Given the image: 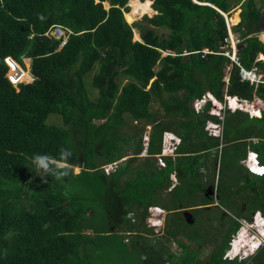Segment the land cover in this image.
I'll use <instances>...</instances> for the list:
<instances>
[{
    "label": "trees",
    "instance_id": "trees-1",
    "mask_svg": "<svg viewBox=\"0 0 264 264\" xmlns=\"http://www.w3.org/2000/svg\"><path fill=\"white\" fill-rule=\"evenodd\" d=\"M104 1L0 0V264H92L93 247L103 236L123 231L138 237L128 253L140 249L141 264H264V245L248 259L224 258L239 221L204 260L200 248L178 238L180 233L202 242V236L187 232L181 208L212 184L200 167L221 144V159L230 149L237 166L236 189L227 184L225 199L249 189L256 199L251 212L264 214V175H252L238 164L248 145L264 164V110L252 117L228 109L220 119L210 113L211 100L199 111L191 105L207 92L222 103L226 95L264 101V82L251 83L241 75V68H256L264 76V42L256 35L264 0H152L157 13L132 24L124 15L129 0H109L108 9ZM238 6L240 21L231 29L242 39L239 64L222 48L229 29L221 13L230 17ZM55 25L71 31L64 46L48 32ZM135 28L140 40L134 38ZM259 54L263 59L257 60ZM8 56L22 65L31 58L33 79L19 89L7 76ZM14 68L13 77L21 73ZM90 73L96 96L89 92ZM53 114L61 124L49 123ZM208 121L222 123V134H210ZM132 125L133 132L125 130ZM147 126L149 143L146 155H140ZM165 131L182 141L176 156H167L161 167L155 154L161 152ZM61 146L72 153L68 176L56 180L33 169L35 154L59 160ZM124 157L110 173L102 168ZM76 166L81 167L78 175L71 172ZM173 173L178 183L170 190ZM223 189L219 177L218 190ZM165 191L169 204L163 202ZM151 205L179 215L175 225L167 224L165 238L177 242L180 252L160 239L155 245L146 242L143 232L150 230L144 221ZM101 210L108 224L104 234L85 233L89 219ZM133 210L137 222L127 218ZM251 212L244 217L251 219ZM256 223L263 224L259 216ZM249 235L248 245L258 247L259 238ZM242 246L234 244L232 254Z\"/></svg>",
    "mask_w": 264,
    "mask_h": 264
},
{
    "label": "rangeland",
    "instance_id": "rangeland-1",
    "mask_svg": "<svg viewBox=\"0 0 264 264\" xmlns=\"http://www.w3.org/2000/svg\"><path fill=\"white\" fill-rule=\"evenodd\" d=\"M105 6L108 7L109 4L107 3V4H105ZM240 11H241V9L238 6L236 8V10L233 12V15L231 17H229V21L231 22L232 25L234 23L239 22L240 16H239V20L237 22H234L233 19L235 18L236 13L239 14ZM127 13L128 12H125L126 19L128 22L132 23V22L136 21L137 18H138L137 20H140V19H142L143 15L151 14L152 12H150V13L145 12L143 14H138V15H131V13H130L128 17H127ZM263 33H264V8L261 11V16H260V20H259V30L256 33V35L260 39L264 40V37H262ZM136 35H137V37H136ZM134 37L139 38V31L136 28H135V32H134ZM241 41H242V39L239 38L238 33L232 32V34H229V37L226 39V44L224 46H222L223 50L226 51L225 54L233 56V57L236 54V56L238 57L237 51L242 46V45L239 46V44L242 43ZM163 54L165 55V54H167V52H164ZM259 57L261 59H263L262 54H260L257 57V60L259 59ZM19 64L21 65V67L25 71L22 80L19 82L22 83V82L32 81L33 78H32L31 71H30L31 58H25L24 59V65H22L21 63H19ZM10 69H11V65L8 64L7 76H10L9 75ZM14 69L17 70L16 68H14ZM92 74L93 73L89 74L87 84L89 87L90 94L92 96H96L97 90L93 89L92 85H91ZM241 75H242V73H241ZM242 77H244V76L242 75ZM258 77L263 78L264 76H263V74L262 75L258 74ZM245 78H250V77H245ZM225 80L227 82L228 74H227ZM19 82H17L16 85H14L18 89H19V84H20ZM227 98L228 97H225L226 103H220L219 101L216 102L214 100L216 105H213L211 107L210 113H212V112L213 113H219L221 118L224 117L225 110H228V108H231V107H235V105H234L235 103H233L231 101H230L231 107L229 105H228V107L226 106L227 102H228ZM206 100H207L206 97H204L203 99H197L196 98L192 101L191 105L195 106L196 111L201 110L202 108H204V106L206 104ZM154 107L156 108V107H158V105L156 104V105H154ZM259 107L262 108V104H260V102L258 103V101L257 102L254 101L252 103V106L250 104L248 105V108H251V109H248L246 106L245 110H251V112L259 114V110H260ZM231 109H233V108H231ZM48 121L51 124H61L62 123L60 116L55 115V114L50 115L48 118ZM135 122L136 121H134V123ZM135 124H137V122ZM208 125L210 126V129H211L210 132L211 133L217 132L220 129V127H218L217 123L209 122ZM212 126H215V127H212ZM126 129L129 130L130 132L131 131L133 132L134 131V125H132L130 128L129 127L125 128V130ZM148 129H149V127H148ZM165 145H167V146L170 145L169 143L166 142V138H165ZM225 151L227 152V156L224 157L223 159H220V154H221L220 147L218 149V152L220 154H218L217 157L215 155V154H217V152L212 151V156L205 158L207 163L209 164L208 165L209 168L204 169L202 171L206 175V177H205L206 179L212 180L211 181L212 184H207V186L213 185V192H212V194L214 195L213 201H214V203H216V201H218V205L216 207L206 206L204 208H199V209H195V210H193V208H189V211L193 215V221H192V223H188L189 226L187 227L188 228L187 232L191 235L192 234L195 235L196 237L202 236L201 241L203 243L199 242L197 240L191 239L189 237L187 238L186 236H184L180 233L178 234V238L182 239L186 244H188L192 247H195V248H200V250H201L200 251V258L202 260H204L208 256H210V254L212 253V251L215 249L216 246H219L223 243V240L228 236L230 229L234 225V217H236L235 218L236 221L239 220V222L242 225L241 229L244 230V232H245V234L243 233V235L245 236L244 239L246 240V242L242 244L243 246H242V249L240 250L241 252L243 250L246 251L249 249L251 250V252L253 251V249H251V247L247 243L248 241L250 242L252 240V239H250L249 233L252 236L254 235V236L258 237L259 238L258 240H261L260 228L263 227V224L257 225L256 222H254L255 219H253V218L247 219V222H246L244 217L237 216L238 211L242 212L241 211V205H240V204H242V202H245L244 204H247V206L245 207V209H247V210L250 209V207L253 205V203L255 204L256 199L253 197L251 198V196H253V193L249 189L241 191L239 194L237 192H235V193L232 192L233 193L232 198H228L229 201H227L225 199L229 195V191H228V189H226L227 184H229L231 188L233 187L236 189L235 186L237 183V182L233 183L235 181L234 171H235V167H237V166L233 165V158L230 155L232 152L230 151V149H226ZM143 153H145V152H143ZM143 153L140 155H146V153L145 154H143ZM263 156H264V153H263ZM118 163H120V161H118ZM218 163H219V167H218V170L216 173L215 165L217 166ZM242 163L246 164V163H244V159L240 160L238 164L242 165ZM113 166H115V164H113ZM231 168H234V169L231 170ZM75 170L80 172L81 167L76 166ZM244 174H247L246 169L244 171ZM219 177H220L221 182L224 183L225 190L224 189L222 190L223 193L221 192V190L220 191L218 190V185H219L218 178ZM250 177L252 179H254V176H250ZM175 181L177 182V178ZM207 189H208V187H207ZM208 192H211V190L208 189ZM218 192H220V194ZM205 193H206V188L203 191L197 192L195 195H193L192 199L190 200V203H196L198 201H204L206 199ZM218 194H219V199H217ZM169 195H170L169 192L165 191V193H164L165 199L163 200V202H167V204H169V202L172 199L169 197ZM223 197H224V199H223ZM183 200H185V199H183ZM186 203H189V201ZM184 209H188V208H184ZM226 210L228 211L229 215L226 214L227 213ZM171 211H173V210H171ZM171 211L168 213V211L166 210V212H167L166 213V221L164 223L163 229L160 230V233L159 232L157 233L153 230H150V232L144 231L143 234L147 237V240H146L147 243L149 242L150 244L155 245V241L160 239L165 243V246L169 250L175 251V252H180L181 246L178 245L177 242H175V241L173 242V240L168 241L167 238H165V230L167 228V224L171 223L172 225H175L176 219L179 216V215H177V213H175V211L174 212H171ZM129 213H132V215L129 216ZM129 213L127 215V218L130 219L132 222H137V221H135V219H137L136 214H135V210L130 211ZM232 215H234V216L231 217ZM133 218H134V220H133ZM181 218H183V220H186L183 213L181 214ZM251 222H252V224H249ZM145 224H146V222H145ZM88 225H89V227L86 230H84L85 233H87V234H91V235L94 234L95 235L96 233H103L104 231H106L108 224H107V221L105 219V215L102 212V210L98 211L96 213V215L93 216V218L89 219ZM172 225H170V226H172ZM238 233L239 232L236 231L234 233V235H231L230 241L234 237H237ZM130 234H127L126 231H123V232H112L108 235L103 236V239L101 240L100 244L97 247H93V257H92L93 263L92 264H141L140 263V257H141L142 252L140 249L137 248L135 252L128 253V251L133 250L131 247V244H130L131 241L134 238L137 241H139L138 237H134V236H136V235H134L135 233H130ZM240 234L241 233H239V235ZM98 235H100V234H98ZM126 239H129V240L126 241ZM238 239L239 238H236V240H238ZM234 254H232V255H234Z\"/></svg>",
    "mask_w": 264,
    "mask_h": 264
},
{
    "label": "clouds",
    "instance_id": "clouds-1",
    "mask_svg": "<svg viewBox=\"0 0 264 264\" xmlns=\"http://www.w3.org/2000/svg\"><path fill=\"white\" fill-rule=\"evenodd\" d=\"M224 16H225V19H226V22H227V25H228V29H229V34H232V29H231V27L233 26V25H235V24H231V22L229 21V16H228V14L227 13H222ZM232 16V15H231ZM230 16V17H231ZM151 17V16H150ZM127 20V19H126ZM209 50V49H208ZM210 51V50H209ZM227 56H229L231 59H232V56H230V55H227ZM235 56H236V54H235ZM237 57V56H236ZM238 58V57H237ZM233 60V59H232ZM16 61V60H15ZM234 61V60H233ZM235 62V61H234ZM239 62V61H238ZM238 62H236L237 64H239ZM7 63V62H6ZM18 63V62H17ZM245 69V68H244ZM246 70V69H245ZM252 70V69H251ZM251 70H247V71H251ZM256 73H257V69H256V71H255ZM257 75H258V73H257ZM261 79H264V78H261ZM249 80V79H248ZM11 81V80H10ZM12 82V81H11ZM251 82V81H250ZM13 83V82H12ZM251 83H255V84H257V83H259V82H251ZM14 84V83H13ZM208 93H210V92H207V94L206 95H204L202 98H197V99H203L204 97H206L207 98V100H211L212 101V104L213 105H216V103H215V101H214V99L213 98H211V97H209V95H208ZM214 97V96H213ZM225 97H228L227 98V107H228V105L230 106L231 104H230V98L232 99V98H234L235 96H230V95H226ZM215 98V97H214ZM216 99V98H215ZM207 100H206V102H207ZM217 100V99H216ZM218 101V100H217ZM237 103H242V101L241 100H239V99H237V101H236ZM235 101L233 102V103H235L234 105H235V107H231V108H233V109H231V108H228L229 110H232V111H235V110H238V109H241V110H245L243 107H240L239 105H237V103H236ZM220 103H222V102H220ZM224 103H226V100H225V102ZM194 108H195V106H194ZM199 111V110H198ZM245 111H247L249 114H250V116H258V115H252L251 114V111H249V110H245ZM211 114H213V115H216V116H218L220 119H223L224 117H222L221 118V116H220V114L219 113H211ZM209 122H213V121H208L207 122V124H206V129L210 132V126L208 125V123ZM213 123H217L218 124V127H220V131H221V129L223 128V125H222V123H218V122H213ZM148 127H149V129H148ZM150 129H151V126H147V133L145 134V136H144V146H145V150H144V152L146 153V149H147V147H148V143H149V133H150ZM220 133V132H219ZM219 133H217V135L216 136H219L218 134ZM222 134V133H221ZM165 138H166V142L167 143H169L170 145L169 146H167V145H165ZM181 141H182V138L178 135V134H176L175 132H173V131H165L164 133H163V144H162V149H161V152L160 153H158V154H162V157H163V159L165 160V162H166V157L167 156H173V157H175L176 156V149H177V147H178V145L181 143ZM145 142H147V144L145 143ZM165 146V147H164ZM145 153H143V154H145ZM253 153H255V154H257V158H258V160L260 161V163H261V165H263L264 166V164L261 162V160H260V158H259V154H258V152L255 150V151H253ZM158 154H155V157H156V159H157V162H158ZM175 154V155H174ZM71 155H72V153H71V151L69 150V149H67V148H64L63 146H61L60 147V149H59V160H56V159H53V157H50V156H48V155H41V154H35L34 156H33V158H32V167H33V169L37 172V173H41V174H47V175H51V176H53L54 177V179H56V180H62L64 177H66V176H68L69 174H70V169H69V167H68V165H67V163H66V161H68V159L71 157ZM247 156L245 157V167L248 169V171H249V173L250 174H252V175H257V176H263L264 174H254V173H252L250 170H249V166L247 165V163L249 162V164H250V159H249V156H251V151H249L247 154H246ZM126 157H124V158H122L121 160H119L120 161V163L125 159ZM50 162L52 163V164H55V169H53L51 166H50ZM120 163H118V161L117 162H113V163H109V164H106V165H104L102 168L105 170V172L108 174V173H110L114 168H116L117 166H118V164H120ZM159 163V162H158ZM113 164H115V166H113ZM113 166L112 168H110L109 169V171L107 172L106 171V167L107 166ZM71 172H72V174H74V175H78L79 173H78V171L77 170H71ZM172 176H173V184L171 185V187H170V190L177 184V182H178V179H177V182L175 181L176 180V178H177V176H176V174L175 173H173L172 174ZM176 182V183H175ZM209 188L210 190H211V192L213 191V185H208V186H206L205 188ZM204 188V189H205ZM208 196V195H207ZM208 197H211V198H213L214 197V195L211 193L210 194V196H208ZM194 209H197V208H194ZM166 210L167 209H165V208H163L162 206H160V205H151V206H149L148 207V214L146 215V217H145V221L144 222H146V227L149 229V230H153V231H155V232H159L160 233V230L161 229H163V227H164V223H165V221H166ZM257 211H259V213H260V211L261 210H257ZM191 213V212H190ZM260 217V219H261V221L263 222V230H261L260 231V237H261V241H260V243H259V245H257L258 247L255 249V250H253L249 255L248 254H246L245 253V251L243 250L242 252L240 251V252H237V253H235L234 255H232V253H233V243L236 241V238L238 237V235H239V233L241 232V228H242V225L240 226V228L237 230V232H239L238 233V235H237V237H234L231 241H230V248L228 249V251H226V256L224 257V258H229V259H238L239 261L240 260H244V259H248V258H250L251 256H253L257 251H258V249L262 246V245H264V215H262V214H259L258 215V213L255 211V213H254V215L252 216V218L253 219H255V221L254 222H256V218L257 217ZM136 218L137 219H135V221H138V217L136 216ZM236 221V220H235ZM239 221V220H238ZM246 222H247V220H246ZM241 224V223H240ZM249 224H252V222L251 223H249ZM244 228V227H243ZM240 230V231H239ZM162 233V232H161ZM247 233V232H246ZM127 234H130L129 232H127ZM232 235H234V234H232ZM129 240V239H128Z\"/></svg>",
    "mask_w": 264,
    "mask_h": 264
},
{
    "label": "built area",
    "instance_id": "built-area-1",
    "mask_svg": "<svg viewBox=\"0 0 264 264\" xmlns=\"http://www.w3.org/2000/svg\"><path fill=\"white\" fill-rule=\"evenodd\" d=\"M53 37L55 38H60L61 39V44L60 46H64L65 43L67 42L68 38H69V32L71 31H67L63 26L61 25H55L53 27L50 28V30L48 31ZM204 52H211L209 51L208 49H204L203 50ZM232 59L235 61V62H238V58L236 56H232ZM5 61L7 62V64L11 65V67H16L21 70V74H18V73H15V77H13V75H10L8 76V78L14 83V85H16L17 82L21 81L22 80V76L24 75L25 71L24 69L21 67V65L19 63H17L11 56H8L5 58ZM12 62L16 65H12ZM239 63V62H238ZM256 71V68H253L251 71H247L245 70L244 68H241V73L242 75L244 76L243 78L244 79H249L251 82H264V79H261L258 77L257 73L255 72ZM32 75V74H31ZM245 77H250V78H245ZM32 78H33V75H32ZM20 83V82H19ZM231 102H236L237 99L234 98H230ZM237 103V102H236ZM242 103H237V105H239L240 107H243V105H241ZM198 111V110H197ZM212 127H215V126H212ZM211 130V129H210ZM220 130H218L217 132H213L210 134L212 135H217V133H219ZM147 144V142H145ZM255 157V160L253 161L251 159V157ZM249 159H250V164L248 165L249 166V170L254 173V174H262L260 172H257V171H253V167L255 168H264L263 165H261L260 161L258 160L257 158V154L251 152V156H249ZM158 162L160 165L162 166H165L166 162L165 160L163 159L162 157V154H158ZM108 167V168H107ZM106 167V171L108 172L110 168H112L113 166H107ZM132 215V213H129V216ZM134 220V218H133ZM126 241H128V239H126ZM167 264H172V263H167Z\"/></svg>",
    "mask_w": 264,
    "mask_h": 264
},
{
    "label": "crops",
    "instance_id": "crops-1",
    "mask_svg": "<svg viewBox=\"0 0 264 264\" xmlns=\"http://www.w3.org/2000/svg\"><path fill=\"white\" fill-rule=\"evenodd\" d=\"M143 1V0H142ZM151 1V7H152V3H153V1L152 0H150ZM105 2H107L108 4H109V6L108 7H106L105 6ZM129 4V1H128V3H127V5ZM126 5V6H127ZM130 5V4H129ZM104 6H105V8L106 9H108V8H110V6H111V4H110V2H109V0H105L104 1ZM128 8V7H127ZM129 9V11H130V9H131V6H130V8H128ZM153 9V8H152ZM128 11V12H129ZM235 11V10H234ZM234 11H232V15H233V12ZM125 12L126 11H124V15H125ZM157 13V11L156 10H152V13L151 14H145V15H148V16H153L154 14H156ZM144 16V15H143ZM239 16H240V13H239ZM126 18V17H125ZM138 19V18H137ZM136 19V21H138ZM240 21V20H239ZM135 22V21H134ZM134 22H132V23H134ZM130 23V22H129ZM131 23V24H132ZM238 23V22H237ZM237 23H234V24H237ZM134 32H135V29H134ZM137 37V36H136ZM135 38V37H134ZM136 39V38H135ZM136 40H140V35H139V39H136ZM262 40V39H261ZM263 42H264V40H262ZM260 55V54H259ZM258 55V56H259ZM259 59H261L260 57H259ZM260 75H262L261 73H260ZM207 94V93H206ZM208 95H209V97H211V98H213L216 102H218L214 97H213V95L211 94V93H208ZM235 99H239V100H241L242 101V104L241 105H243L244 106V109H245V107L247 106V108H248V105L250 104L251 106H252V103L254 102V101H258V103L260 102V104H262V108L261 107H259V114H257V113H253V112H251L253 115H258V117H260L261 115H262V112H263V110H264V101L263 100H261L259 97H255L254 98V100H248V99H243V98H241V97H239V96H235ZM248 109H251V108H248ZM249 111H251V110H249ZM253 117V116H252ZM221 133H222V129H221V131H220V133L218 134V135H221ZM254 140V142H257L258 141V139L257 138H254L253 139ZM225 144H221L219 147H220V149L222 150V148H223V146H224ZM165 147V146H164ZM250 146L248 145L247 146V151H246V154L249 152V151H251V152H253V151H255V150H253V149H251V148H249ZM213 152H217V154H215L216 155V157L218 156V154H220L217 150H215V149H213L212 150ZM212 151H211V155L210 156H212ZM209 156V157H210ZM247 155H245V157H246ZM245 157H244V163H245ZM210 159V158H209ZM220 159H221V154H220ZM243 164V163H242ZM157 165H159V166H161V167H165L166 166V164H165V166H162V165H160L158 162H157ZM206 167H204V166H202V167H200L201 169H200V171L202 172L204 169H208L209 168V164L208 163H206ZM244 166H245V164H243ZM247 165H249V162L247 163ZM218 167H219V163H218V165L216 166L215 165V169H216V173H217V170H218ZM247 171H248V169H247ZM249 172V171H248ZM203 173V172H202ZM247 173V172H246ZM204 174V173H203ZM248 174V173H247ZM205 175V174H204ZM249 175V174H248ZM250 176H252V175H250ZM172 178H173V176H172ZM218 180H219V178H218ZM203 191V190H202ZM220 191V190H219ZM199 192V191H198ZM213 192V191H212ZM211 192V193H212ZM222 192V191H221ZM219 194H220V192H218ZM219 194H218V197H217V199H219ZM208 198V201L206 200V201H198V202H196V203H185L186 205H188L187 207H184V208H188V209H184V208H181V212L182 213H188V212H190L189 211V208H193V210H195L194 208H204V207H206V206H209V207H216L217 205H218V201H216V203H214V201H213V198H211V197H208V196H206V199ZM205 202H208V203H205ZM245 202H242V204H240L241 205V211L242 212H239L238 211V215L237 216H241V217H244L245 216V214H247L248 212H251V210L250 209H245V207L247 206V204H244ZM208 207V208H209ZM191 210V209H190ZM167 211H168V213L170 212L168 209H167ZM171 212H174V211H171ZM225 212V211H224ZM226 214L227 215H229V213H228V211L226 210ZM257 213H258V215L259 214H262V215H264L263 213H262V211H260V213H259V211H256ZM252 213V216L254 215V213L255 212H251ZM234 215H232L231 217H233ZM236 217H234V221L236 220L235 219ZM245 218V217H244ZM232 219V218H231ZM245 220H247V218H245Z\"/></svg>",
    "mask_w": 264,
    "mask_h": 264
},
{
    "label": "bare ground",
    "instance_id": "bare-ground-1",
    "mask_svg": "<svg viewBox=\"0 0 264 264\" xmlns=\"http://www.w3.org/2000/svg\"><path fill=\"white\" fill-rule=\"evenodd\" d=\"M105 3L107 4V2H105ZM129 4L131 6V10H130V12L127 13V17L129 16L130 13H131V15H138V14H143L145 12L150 13L153 10L151 7V1L150 0H143V1L142 0H129ZM221 13H222V11H221ZM233 20H234V22H237L239 20V14L238 13H236L235 18ZM262 37H264V33H263ZM15 68L17 69V67H15ZM19 74H21V73H19ZM240 233L241 234L237 237L239 239L233 243V248H234V244L235 245H241L244 242V235H243V233H245L244 230H242ZM258 241L260 243L261 240H258ZM256 248L257 247H255L253 250H255Z\"/></svg>",
    "mask_w": 264,
    "mask_h": 264
},
{
    "label": "flooded vegetation",
    "instance_id": "flooded-vegetation-1",
    "mask_svg": "<svg viewBox=\"0 0 264 264\" xmlns=\"http://www.w3.org/2000/svg\"><path fill=\"white\" fill-rule=\"evenodd\" d=\"M208 189L206 188V193H205L206 196L207 195L210 196V193H211V192H208ZM183 215H184L187 223H192V221H193V215H192V213L191 214H189V213H183Z\"/></svg>",
    "mask_w": 264,
    "mask_h": 264
},
{
    "label": "snow or ice",
    "instance_id": "snow-or-ice-1",
    "mask_svg": "<svg viewBox=\"0 0 264 264\" xmlns=\"http://www.w3.org/2000/svg\"><path fill=\"white\" fill-rule=\"evenodd\" d=\"M251 159L254 161L255 160V157L253 156V157H251ZM253 171H257V172H260V173H262V174H264V168H260V169H258V168H255V167H253V169H252ZM253 248H255L256 247V245H253L252 246Z\"/></svg>",
    "mask_w": 264,
    "mask_h": 264
},
{
    "label": "water",
    "instance_id": "water-1",
    "mask_svg": "<svg viewBox=\"0 0 264 264\" xmlns=\"http://www.w3.org/2000/svg\"><path fill=\"white\" fill-rule=\"evenodd\" d=\"M195 1H197V0H195ZM127 7L130 8V5L128 4ZM136 39H139V38H136ZM188 213L191 214L190 212H188Z\"/></svg>",
    "mask_w": 264,
    "mask_h": 264
}]
</instances>
